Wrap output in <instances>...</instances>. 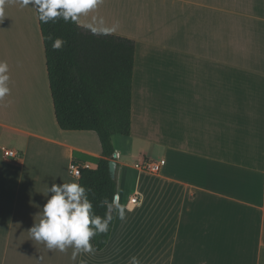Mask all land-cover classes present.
<instances>
[{
	"label": "crops",
	"instance_id": "obj_1",
	"mask_svg": "<svg viewBox=\"0 0 264 264\" xmlns=\"http://www.w3.org/2000/svg\"><path fill=\"white\" fill-rule=\"evenodd\" d=\"M93 15L135 42L130 134L111 137L130 211L75 261L31 239L43 193L78 181L71 165L95 168L101 146L94 131L57 125L36 9L4 0L0 264H264V0H103L79 24ZM161 158L157 174L134 167Z\"/></svg>",
	"mask_w": 264,
	"mask_h": 264
},
{
	"label": "trees",
	"instance_id": "obj_2",
	"mask_svg": "<svg viewBox=\"0 0 264 264\" xmlns=\"http://www.w3.org/2000/svg\"><path fill=\"white\" fill-rule=\"evenodd\" d=\"M36 13L56 123L66 131H94L101 146L96 167H81L78 182L92 189L89 198L102 216L105 209L97 206L99 200L116 195L108 170L114 154L111 137L128 136L131 130L135 42L108 32L94 35L80 24L59 19L43 23ZM49 36L65 44L53 49ZM112 225L113 221L106 234L93 238L95 250L105 247Z\"/></svg>",
	"mask_w": 264,
	"mask_h": 264
},
{
	"label": "clouds",
	"instance_id": "obj_3",
	"mask_svg": "<svg viewBox=\"0 0 264 264\" xmlns=\"http://www.w3.org/2000/svg\"><path fill=\"white\" fill-rule=\"evenodd\" d=\"M4 0H0L2 4ZM22 6L31 5L36 8L39 20L43 23L56 22L58 19L65 23L73 22L79 25L80 18L98 8L103 0H18ZM92 34H106L110 29L103 17L93 15L84 25ZM52 48L60 49L65 44L62 38L53 39ZM9 66L6 61H0V99L9 94ZM92 189L78 181L53 182L44 192L46 202L39 212V220L28 230L31 239L43 243L49 251L65 252L72 248V260L75 261L82 253H92L94 237L106 234L109 226L118 216L126 218L127 210L115 196L109 200L104 197L99 200L98 207L105 209L101 216L96 213L93 201L89 198ZM94 195V194H93ZM83 264V262H81ZM129 264H140L133 256Z\"/></svg>",
	"mask_w": 264,
	"mask_h": 264
},
{
	"label": "built area",
	"instance_id": "obj_4",
	"mask_svg": "<svg viewBox=\"0 0 264 264\" xmlns=\"http://www.w3.org/2000/svg\"><path fill=\"white\" fill-rule=\"evenodd\" d=\"M3 156L5 158L16 160V161H19V159L21 158L18 152H16L13 149H9V148H5L3 150ZM164 161L165 160L163 158H161L160 160H141V161L136 162L134 164V167L143 172L157 174L160 171L161 166L163 165ZM80 168L81 167L71 165L69 168V172L71 175L78 178L80 176ZM138 202L139 200L135 195L131 197L129 200V204H131L132 206H135Z\"/></svg>",
	"mask_w": 264,
	"mask_h": 264
},
{
	"label": "water",
	"instance_id": "obj_5",
	"mask_svg": "<svg viewBox=\"0 0 264 264\" xmlns=\"http://www.w3.org/2000/svg\"><path fill=\"white\" fill-rule=\"evenodd\" d=\"M115 157V154H113V158ZM115 167H116V163L114 161V159H111L108 163V170H109V174L110 176L114 179L115 177ZM115 197H117V195H114Z\"/></svg>",
	"mask_w": 264,
	"mask_h": 264
},
{
	"label": "rangeland",
	"instance_id": "obj_6",
	"mask_svg": "<svg viewBox=\"0 0 264 264\" xmlns=\"http://www.w3.org/2000/svg\"><path fill=\"white\" fill-rule=\"evenodd\" d=\"M6 138H7V136L5 137V140H6ZM5 143H7V142H5Z\"/></svg>",
	"mask_w": 264,
	"mask_h": 264
}]
</instances>
